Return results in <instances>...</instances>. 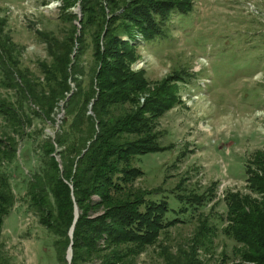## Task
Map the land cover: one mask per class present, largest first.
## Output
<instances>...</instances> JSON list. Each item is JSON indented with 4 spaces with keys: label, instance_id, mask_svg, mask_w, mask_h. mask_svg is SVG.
Returning a JSON list of instances; mask_svg holds the SVG:
<instances>
[{
    "label": "trees",
    "instance_id": "1",
    "mask_svg": "<svg viewBox=\"0 0 264 264\" xmlns=\"http://www.w3.org/2000/svg\"><path fill=\"white\" fill-rule=\"evenodd\" d=\"M76 1L60 0V18L68 23L58 29L60 35L34 29L46 56L36 58L33 69L19 63L0 16V231L14 202L6 169L14 162L25 183V207L52 236L54 264H137L139 253L179 220L165 216V198L152 199L151 189L135 183L142 169L133 163L137 153L167 147L159 142L155 123L179 96L170 82L148 89L142 70L129 64L137 58L140 40L161 33L168 13L175 7L189 10L191 3L78 0L76 31V14L70 9ZM171 78L182 80L178 73ZM58 105L62 114L56 117ZM56 118L52 133L43 134V124ZM24 137L33 149L25 172L17 161ZM245 172V190L226 189L221 196L220 227L198 210L184 245L175 244L174 250L162 245L161 264H223L229 257L234 264H264V151L252 153ZM176 196L195 209L194 204L209 202L214 193ZM74 204L78 210L69 237ZM218 229L233 243L229 252L220 251L219 262H206L203 256L213 252ZM6 263L0 242V264Z\"/></svg>",
    "mask_w": 264,
    "mask_h": 264
},
{
    "label": "rangeland",
    "instance_id": "2",
    "mask_svg": "<svg viewBox=\"0 0 264 264\" xmlns=\"http://www.w3.org/2000/svg\"><path fill=\"white\" fill-rule=\"evenodd\" d=\"M77 1L70 6L76 14V31L81 16ZM189 1V10L175 7L168 13L160 24L161 33L140 40L137 58L129 64L133 70H142L148 89L170 82L179 96L155 123L159 142L167 147L133 157V163L142 169L135 183L151 189L150 198H165V216L179 220L139 253L137 264H161L158 251L162 245H170L172 250L175 244L184 245L198 210L209 213L220 227L223 222L217 216L224 212L223 192L245 190L247 160L256 149L264 151V0ZM59 5L60 0H0L3 31L21 65L33 69L35 59L46 56L35 28L60 35L58 29L68 24L60 18ZM85 39L88 43L87 36ZM87 50L89 47L82 55L84 62L89 58ZM176 73L182 80L171 78ZM61 114L59 106L56 117ZM58 121L43 124V134H51ZM21 143L17 161L25 172L33 149L25 137ZM6 169L14 190V202L0 231L6 264H54L51 234L25 207L23 175L14 162ZM209 189L213 199L194 204L195 209L176 196L179 193L188 199L192 193ZM182 205L183 211H177ZM214 242L213 252L202 255L206 262H219L220 251L229 252L233 243L219 229ZM234 260L229 257L223 264H234Z\"/></svg>",
    "mask_w": 264,
    "mask_h": 264
},
{
    "label": "water",
    "instance_id": "3",
    "mask_svg": "<svg viewBox=\"0 0 264 264\" xmlns=\"http://www.w3.org/2000/svg\"><path fill=\"white\" fill-rule=\"evenodd\" d=\"M76 215H77V207L74 204L72 221H71V223L69 225V228H68V231H67V234H68L69 237L71 236L72 224H73V221H74ZM69 244H70V241H69ZM69 244L67 245V247L65 249V259L67 260V262H68L69 257H70V245Z\"/></svg>",
    "mask_w": 264,
    "mask_h": 264
}]
</instances>
